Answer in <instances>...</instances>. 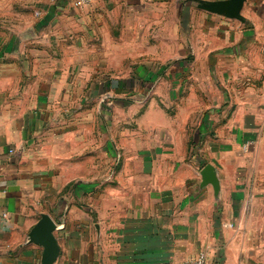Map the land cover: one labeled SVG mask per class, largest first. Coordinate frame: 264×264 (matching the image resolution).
I'll list each match as a JSON object with an SVG mask.
<instances>
[{"label":"crops","instance_id":"obj_1","mask_svg":"<svg viewBox=\"0 0 264 264\" xmlns=\"http://www.w3.org/2000/svg\"><path fill=\"white\" fill-rule=\"evenodd\" d=\"M40 1L0 8L19 11L0 20V264H41L42 215L53 264H264V140L241 160L200 124L195 148L184 96L194 64L264 44V0L240 18L211 10L229 0Z\"/></svg>","mask_w":264,"mask_h":264},{"label":"rangeland","instance_id":"obj_2","mask_svg":"<svg viewBox=\"0 0 264 264\" xmlns=\"http://www.w3.org/2000/svg\"><path fill=\"white\" fill-rule=\"evenodd\" d=\"M14 1L16 8L18 1L32 0H0V8L14 4ZM53 1L55 0L40 2L44 4L43 2ZM14 10H1L0 20H11L19 12ZM38 12L42 14L41 11ZM27 13L36 15L37 12ZM261 34L264 35V27ZM247 65H251L255 73L247 72ZM209 68V65L194 64L191 72L184 76L188 88L184 91L185 98L189 89H192L195 99L201 104L191 140L198 144L197 130L201 124L199 133L203 149L209 151L210 142H216L221 149L235 148L237 157L244 160V151H252L264 140V44L249 48L244 56H221L216 63L215 73L210 74ZM203 70L209 72L205 73ZM149 82L155 81L152 78ZM136 94L138 100H149L152 92L140 87ZM199 145L200 143L195 148Z\"/></svg>","mask_w":264,"mask_h":264},{"label":"water","instance_id":"obj_3","mask_svg":"<svg viewBox=\"0 0 264 264\" xmlns=\"http://www.w3.org/2000/svg\"><path fill=\"white\" fill-rule=\"evenodd\" d=\"M247 0H229L221 3L211 4V10L215 13L230 18H240L241 11ZM202 186L212 185L215 194L219 192V180L217 172L212 165H207L201 172ZM56 225L48 215H42L39 222L33 228L31 241L43 247L41 264H53L59 255L60 248L54 235Z\"/></svg>","mask_w":264,"mask_h":264},{"label":"built area","instance_id":"obj_4","mask_svg":"<svg viewBox=\"0 0 264 264\" xmlns=\"http://www.w3.org/2000/svg\"><path fill=\"white\" fill-rule=\"evenodd\" d=\"M90 2H91V0H78L75 3V7H83L85 5L90 4ZM36 16L37 17L41 16V13L37 12ZM207 261H208L207 255L204 253H201V254L197 255L196 257L185 261L183 264H207Z\"/></svg>","mask_w":264,"mask_h":264}]
</instances>
